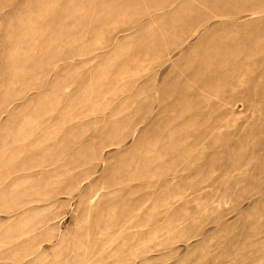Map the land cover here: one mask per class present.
<instances>
[{"label":"rangeland","instance_id":"374dc122","mask_svg":"<svg viewBox=\"0 0 264 264\" xmlns=\"http://www.w3.org/2000/svg\"><path fill=\"white\" fill-rule=\"evenodd\" d=\"M0 264H264V0H0Z\"/></svg>","mask_w":264,"mask_h":264}]
</instances>
